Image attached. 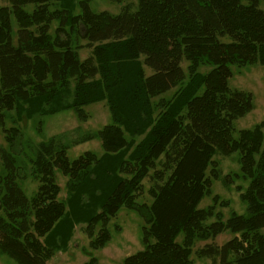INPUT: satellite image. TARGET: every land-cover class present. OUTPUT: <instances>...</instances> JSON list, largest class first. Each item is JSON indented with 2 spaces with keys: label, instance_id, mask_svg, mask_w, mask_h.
<instances>
[{
  "label": "trees",
  "instance_id": "1",
  "mask_svg": "<svg viewBox=\"0 0 264 264\" xmlns=\"http://www.w3.org/2000/svg\"><path fill=\"white\" fill-rule=\"evenodd\" d=\"M58 1L8 0L9 6H0V124L20 103L39 99L49 109L72 87V102L50 112L72 108L85 120L83 106L105 100L112 119L74 144L97 137L104 154H115L129 145L125 127L144 133L130 160L119 163L124 177L115 179L100 209L85 220L90 238L101 223L90 246H104L106 223L124 206L143 218V248L121 264H193L192 253L209 260L206 264H264V120L235 134L233 122L252 110V96L227 85L231 66L264 65V0H111L126 2L117 14L94 12L89 0H78L80 12L73 14L54 6ZM82 46L91 50L84 59L78 55ZM182 59L188 83L170 100L159 98L155 107L161 108L153 115L151 100L184 83ZM129 65L135 73L127 85ZM200 65L210 69L200 75ZM4 133L10 146L20 134L14 127ZM68 148L56 136L33 145L31 174L38 185L28 197L17 181L16 157L0 146V255L16 264H46L53 254L42 238L65 214L54 170L75 191L101 162L90 151L69 160ZM234 152L241 176L249 179L240 194L246 207L244 214L231 212L223 220L213 204L199 203L220 176L214 156ZM145 178L151 183L149 205L135 202ZM224 232L232 236L223 243L194 249L195 240Z\"/></svg>",
  "mask_w": 264,
  "mask_h": 264
},
{
  "label": "rangeland",
  "instance_id": "2",
  "mask_svg": "<svg viewBox=\"0 0 264 264\" xmlns=\"http://www.w3.org/2000/svg\"><path fill=\"white\" fill-rule=\"evenodd\" d=\"M59 4L67 7L73 14L80 12L78 0H60L55 2L54 6H59ZM125 4L126 2L116 3L111 0L88 1V6L92 11H106L111 14L119 13ZM260 5L264 9L263 1L260 2ZM0 6H9L8 0H0ZM24 8L31 11L32 5L27 4ZM136 8L137 3L134 2L130 10L134 11ZM11 23V35L15 39L17 25L13 16H11ZM56 26L57 22H52L50 27L52 35H54L53 32ZM63 36V34H60V37ZM223 39L227 40L228 38L224 37ZM77 42L78 44H85V41L81 39H78ZM90 52L91 50L84 46L78 49L80 59L87 57ZM187 65L188 63L182 59L181 66L186 72V79L181 86L175 87L151 100L152 110H154L153 115L161 108L155 107L159 98L170 100L181 87L188 83ZM144 69L146 74L150 73L148 69ZM209 69V66L200 65L196 72L201 75ZM125 70V82L126 84L131 83L135 66L129 65ZM227 85L231 89L247 91L252 96V110L233 122L235 134L239 129L250 128L264 120V65L253 63L240 67L231 66V76L227 79ZM71 89L72 87L68 93L63 92L60 95V101H54L56 102L55 105L52 104L54 102L50 103L51 107H56L57 104H70L72 102ZM45 103V101L39 99L30 100L29 103H20L16 108L6 113L3 122L0 124V146L11 151L16 157L20 168L17 181L28 197L34 194L38 185L37 179L31 174L30 165V158L33 157L32 147L37 142L56 136L63 143L69 145L67 150L69 160L75 159L85 151H90L101 158L100 164L89 171L88 177L75 191H68L66 186L67 176L63 175L58 169L54 170V178L60 188L58 199L65 205V214L52 230L42 238L44 244L53 250V254L46 264H83L90 258H94L95 264H121L124 257L143 248L141 231L144 221L139 213L134 209L121 206L116 215L106 223L109 240L99 249H93L90 246V240L97 234L101 223L94 225L93 237L90 238L85 229V220L100 209V204L107 196L115 179L124 177V172H120L119 163L122 160H130L134 146L144 138V133H130L125 127L124 133L129 145L120 153L106 155L97 137L76 144L73 143L75 140L87 134H93L104 125L112 122L111 113L105 100L85 104L83 106V112L86 115L85 120L77 118L72 108L50 112L52 108L49 107L48 109ZM10 127L17 128L20 132L19 138L11 146L6 141L4 133V129ZM238 156V152H234L229 156H214L220 176L212 179L210 194L204 196L199 203V207L213 204L214 213H219L223 220L231 212L245 213L246 204L240 198V194L247 187L249 179H245L240 174ZM0 173H2L1 166ZM150 185L148 178L142 180L141 188L135 195L136 203L149 205L152 199L149 193ZM214 196H216L215 201ZM214 217L210 220H213ZM262 231H264V228H262ZM231 236L228 232H224L214 239L195 240L193 247L195 249L212 241L221 244ZM176 239L181 241L182 235H178ZM191 260L193 264L209 263V260L198 258L193 253ZM0 264H16V262L7 256L0 255Z\"/></svg>",
  "mask_w": 264,
  "mask_h": 264
}]
</instances>
